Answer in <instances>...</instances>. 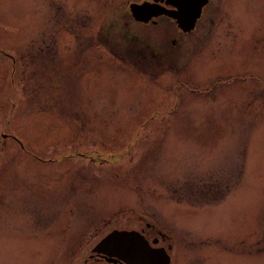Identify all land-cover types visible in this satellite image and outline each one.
<instances>
[{
    "label": "rangeland",
    "instance_id": "1",
    "mask_svg": "<svg viewBox=\"0 0 264 264\" xmlns=\"http://www.w3.org/2000/svg\"><path fill=\"white\" fill-rule=\"evenodd\" d=\"M132 1L0 0V133L40 156L0 137V264H80L129 209L204 264H264V0L187 32Z\"/></svg>",
    "mask_w": 264,
    "mask_h": 264
},
{
    "label": "flooded vegetation",
    "instance_id": "2",
    "mask_svg": "<svg viewBox=\"0 0 264 264\" xmlns=\"http://www.w3.org/2000/svg\"><path fill=\"white\" fill-rule=\"evenodd\" d=\"M143 1L152 2L153 0H138L135 3ZM156 3L166 9L174 8V5L166 4L164 0H157ZM207 3L208 0L201 6L199 16L195 19L193 28L201 16L203 7ZM127 13L132 18L128 11ZM160 18L168 20V22L174 24L177 31H180L174 20L164 14L150 17L147 21L139 23L156 25ZM0 53L10 60L11 67H13L14 60L12 56L4 51H0ZM10 106H12V103H10ZM5 121L7 123L8 118ZM0 137L16 142L18 147L22 149L21 153L31 155L35 159L40 158V156L29 152L23 142L7 131L0 133ZM127 214V216L119 221L120 223H114L111 227H107L105 231V233L116 231L118 233L117 237L111 238L101 245H96L97 240L105 234L103 233L97 240L85 247L75 248V246H71L68 254L81 255L80 264H204V260L207 258L206 250L200 246H196V252L193 253L192 249L187 246L186 239L188 238L179 239L178 237H174L171 231L162 223L155 220L148 211H133L129 209ZM64 249L59 248V254Z\"/></svg>",
    "mask_w": 264,
    "mask_h": 264
},
{
    "label": "water",
    "instance_id": "3",
    "mask_svg": "<svg viewBox=\"0 0 264 264\" xmlns=\"http://www.w3.org/2000/svg\"><path fill=\"white\" fill-rule=\"evenodd\" d=\"M156 1L129 3L128 10L131 17L136 21L145 22L150 17L164 14L172 18L182 32L192 29L195 19L199 16L201 6L206 2V0H164V3L174 5L173 9H166ZM117 234L116 231L106 234L96 245H101L111 238L117 237Z\"/></svg>",
    "mask_w": 264,
    "mask_h": 264
},
{
    "label": "trees",
    "instance_id": "4",
    "mask_svg": "<svg viewBox=\"0 0 264 264\" xmlns=\"http://www.w3.org/2000/svg\"><path fill=\"white\" fill-rule=\"evenodd\" d=\"M210 185H208V187H209ZM206 191H207V189H205V192L204 193H206ZM208 194V193H207ZM217 194V197L216 198H214V200H218L219 199V197H221L222 196V194L223 193H220L219 194V192H217V190H216V192H213V193H211V194H208V195H216ZM207 201H214L213 199H206ZM204 201V200H203Z\"/></svg>",
    "mask_w": 264,
    "mask_h": 264
}]
</instances>
